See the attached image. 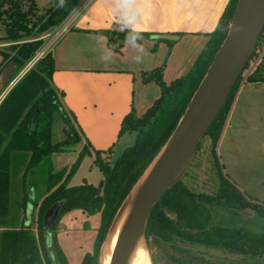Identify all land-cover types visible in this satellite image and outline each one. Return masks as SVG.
<instances>
[{
    "label": "trees",
    "instance_id": "1",
    "mask_svg": "<svg viewBox=\"0 0 264 264\" xmlns=\"http://www.w3.org/2000/svg\"><path fill=\"white\" fill-rule=\"evenodd\" d=\"M238 1H229L208 44L186 76L167 85L163 80L165 65L142 75L144 84L156 83L160 87L161 96L143 115H136L132 109L124 118L119 138L134 134L135 141L113 165L109 161L112 149L107 152L93 150L94 162L103 177L98 187L88 184L69 186L82 159L92 155L88 143L80 149L70 169L51 171L54 155L72 151L81 142L72 119L63 108L60 94L53 86L55 64L52 54H47L22 78L0 106V150L5 145L4 151L0 152V228L5 229L0 234V264H68L56 242L55 231L51 233L50 245V234L44 229L45 216L56 204L60 207L57 223L63 215L74 210L87 216L100 215L101 226L94 253L86 255L82 262L99 264L101 246L118 209L178 126L227 36ZM79 2L53 0L50 9L41 11L35 0H0V42L10 44L9 53L2 54L3 63L13 64L17 71L25 68L43 45V41L37 39L62 24ZM100 33L107 37L108 46L119 52L126 42L128 30ZM255 63L254 71L244 76ZM243 80L251 85L264 84V30L228 101L201 141L209 142L218 191L215 194L196 193L182 180L164 194L152 209L145 232L153 264H156L153 244L175 252L171 255L174 264H235L210 261L211 256L207 258L201 250L240 257L243 264H264V233L257 234L242 226H230L223 221L214 223L213 220L214 213L237 215L249 211L264 221V205L245 196L226 177L217 153ZM58 119L67 134L62 141L53 139V127ZM17 161L25 163L20 201L14 198L12 191V169ZM32 171L44 177L28 184L27 178ZM37 187L44 190L41 203L35 197ZM30 205L33 215L31 223L27 224L25 216Z\"/></svg>",
    "mask_w": 264,
    "mask_h": 264
},
{
    "label": "crops",
    "instance_id": "2",
    "mask_svg": "<svg viewBox=\"0 0 264 264\" xmlns=\"http://www.w3.org/2000/svg\"><path fill=\"white\" fill-rule=\"evenodd\" d=\"M229 1L137 0L140 12L136 22L141 33L149 34L138 42L143 51L125 42L119 52L113 50L110 61L103 59L110 47L100 32L122 31L114 0H97L84 12L51 51L55 64L53 86L79 133L80 148L88 143L92 147L90 157L95 159L93 150L114 152L132 136L119 138L124 118L132 109L136 115H143L161 96L160 87L156 83L144 84L142 75L165 65L163 80L167 85L186 76L208 44ZM0 45H6L0 47L1 106L27 73L24 74L26 67L17 71L13 64L3 63L2 54L9 53L10 44ZM137 55L142 57L139 63L134 59ZM246 85L251 84L240 87L217 152ZM4 149L5 145L0 152ZM4 230L0 228V234ZM33 230L36 231L35 224Z\"/></svg>",
    "mask_w": 264,
    "mask_h": 264
},
{
    "label": "rangeland",
    "instance_id": "3",
    "mask_svg": "<svg viewBox=\"0 0 264 264\" xmlns=\"http://www.w3.org/2000/svg\"><path fill=\"white\" fill-rule=\"evenodd\" d=\"M41 11H46L53 6V0H36ZM1 29V28H0ZM0 37L2 33L0 32ZM255 64L245 71L244 76L254 71ZM28 66V64H27ZM26 66V67H27ZM244 84V80L241 86ZM67 136L66 129L61 120H56L53 127L54 141H62ZM135 141V135L125 138L115 149L109 159L113 165L122 152ZM78 150L76 151V149ZM80 146L72 151L56 154L52 157L51 171L70 169L76 162ZM223 173L235 184L248 198H252L264 205V84L246 85L240 92L230 128L217 152ZM21 161L12 169V191L14 198L21 200L23 191L22 175L25 167ZM44 177L38 172H31L27 178L28 184H33ZM102 174L96 166L94 159L86 156L82 159L76 172L72 175L69 186H81L84 184L98 187L102 181ZM183 183L196 193L215 194L219 188V182L213 165L210 146L207 140L201 143L200 150L196 153L188 174ZM41 186V185H40ZM39 186V187H40ZM37 187L35 197L41 203L43 187ZM16 190V191H15ZM18 191V192H17ZM30 208V207H28ZM37 209L34 217H36ZM214 223L225 222L230 226H242L257 234L264 233V221L257 218L252 212H244L235 215L232 212L214 213ZM101 226L99 214L87 216L78 210L66 213L56 224L55 239L65 255L68 264H82L86 255L94 253L96 240ZM106 237V236H105ZM51 240L49 244L51 245ZM156 264H174L171 255L175 252L163 246L152 245ZM210 261L223 260L228 263H242L240 257H233L222 253L206 252Z\"/></svg>",
    "mask_w": 264,
    "mask_h": 264
},
{
    "label": "water",
    "instance_id": "4",
    "mask_svg": "<svg viewBox=\"0 0 264 264\" xmlns=\"http://www.w3.org/2000/svg\"><path fill=\"white\" fill-rule=\"evenodd\" d=\"M263 30L264 0H239L227 36L178 126L118 209L101 246L99 264L102 252L118 228V245L108 252L107 264H128L137 246L144 244L147 248L145 232L152 209L188 174L199 144L228 101ZM29 207L25 216L27 224L33 215V206ZM59 216L57 204L45 216L44 229L50 235Z\"/></svg>",
    "mask_w": 264,
    "mask_h": 264
},
{
    "label": "built area",
    "instance_id": "5",
    "mask_svg": "<svg viewBox=\"0 0 264 264\" xmlns=\"http://www.w3.org/2000/svg\"><path fill=\"white\" fill-rule=\"evenodd\" d=\"M97 0H80L75 9L70 15L60 24L58 27L44 34L37 41H43L41 49L36 53L35 57L31 60L28 66L24 70V74L28 73L40 60H42L47 54L51 53L55 45L60 41L64 35H66L75 26L78 18L86 12ZM125 30V29H124ZM122 30V31H124ZM6 45H0L5 47Z\"/></svg>",
    "mask_w": 264,
    "mask_h": 264
},
{
    "label": "clouds",
    "instance_id": "6",
    "mask_svg": "<svg viewBox=\"0 0 264 264\" xmlns=\"http://www.w3.org/2000/svg\"><path fill=\"white\" fill-rule=\"evenodd\" d=\"M115 10L119 13L121 30L129 29L125 37L126 42L138 51H143L138 41L143 39L140 25L136 22L140 9L137 7V0H114ZM113 50L108 49V54L103 57L104 60L110 61ZM137 63L141 62L142 57L137 55L134 57Z\"/></svg>",
    "mask_w": 264,
    "mask_h": 264
},
{
    "label": "bare ground",
    "instance_id": "7",
    "mask_svg": "<svg viewBox=\"0 0 264 264\" xmlns=\"http://www.w3.org/2000/svg\"><path fill=\"white\" fill-rule=\"evenodd\" d=\"M118 235L119 228L116 232L111 236L110 241L105 249V251L101 254L100 263L107 264L108 262V252L113 251L118 245ZM128 264H153L150 253L148 252L146 246L144 244H140L137 246L131 254Z\"/></svg>",
    "mask_w": 264,
    "mask_h": 264
},
{
    "label": "flooded vegetation",
    "instance_id": "8",
    "mask_svg": "<svg viewBox=\"0 0 264 264\" xmlns=\"http://www.w3.org/2000/svg\"><path fill=\"white\" fill-rule=\"evenodd\" d=\"M51 236V241H52V234L51 235H49V237ZM49 237H48V239H49Z\"/></svg>",
    "mask_w": 264,
    "mask_h": 264
}]
</instances>
